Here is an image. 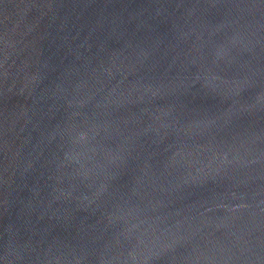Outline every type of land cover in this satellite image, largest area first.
I'll list each match as a JSON object with an SVG mask.
<instances>
[{"label": "water", "instance_id": "1", "mask_svg": "<svg viewBox=\"0 0 264 264\" xmlns=\"http://www.w3.org/2000/svg\"><path fill=\"white\" fill-rule=\"evenodd\" d=\"M0 264H264V0H0Z\"/></svg>", "mask_w": 264, "mask_h": 264}]
</instances>
